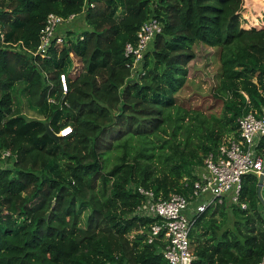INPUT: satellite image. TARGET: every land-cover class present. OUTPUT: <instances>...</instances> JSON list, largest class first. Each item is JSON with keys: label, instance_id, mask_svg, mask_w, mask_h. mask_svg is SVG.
<instances>
[{"label": "trees", "instance_id": "16d2710c", "mask_svg": "<svg viewBox=\"0 0 264 264\" xmlns=\"http://www.w3.org/2000/svg\"><path fill=\"white\" fill-rule=\"evenodd\" d=\"M242 5L0 0V26L13 45H0V157L8 151L12 161L0 169V264H168L162 236L147 241L156 219L136 213L143 203L136 189L163 199L187 197L203 159L237 137V119L264 108V28H240ZM49 14H80L86 29L73 39L72 24L62 32L65 43L41 59L33 53ZM149 19L158 20L162 31L133 80L124 48L135 44ZM195 43L220 49L223 111L218 118L196 115L182 146L185 114L176 94L195 59ZM60 74L68 80L65 96ZM15 92L37 118L24 117ZM46 124L57 135L65 127L71 132L55 142L45 134ZM256 149L264 156V138ZM257 183L256 176H244L238 205L225 201L194 216L191 264L262 260L264 208Z\"/></svg>", "mask_w": 264, "mask_h": 264}, {"label": "built area", "instance_id": "2783aa9c", "mask_svg": "<svg viewBox=\"0 0 264 264\" xmlns=\"http://www.w3.org/2000/svg\"><path fill=\"white\" fill-rule=\"evenodd\" d=\"M263 6L257 12V16L249 12H239L240 28L245 31L264 28V0ZM85 10L83 9L82 12ZM80 14H72L67 18L49 14L39 34V43L34 56L41 59L51 57L50 49L61 47L66 38L62 32L71 27ZM162 31L161 24L156 19H149L140 25L136 32L134 45L127 44L124 55L131 63L127 64L130 70V78L137 80L142 73L141 65L144 55L149 51L154 38ZM82 39V37H80ZM0 45L9 46L5 40L4 32L0 26ZM13 46V45H11ZM130 79V81H131ZM60 92L65 96L68 92V80L65 74L59 75ZM50 102H53L50 100ZM237 137L231 138L227 143L221 144L215 153H209L203 159V165L194 172L197 180L193 185L192 193L187 197L173 193L163 199L155 197L151 191L138 187L137 192L143 197V203L138 207L136 213L139 216L156 219L150 225L148 243L162 236L163 257L168 264H191L193 254L189 241V234L194 222V216L204 212L209 206L223 204L238 205L242 191V179L247 175L258 177L262 174L264 156L257 151L256 147L264 138V108L259 113L249 112L237 119ZM71 128H63L58 136L66 137ZM10 152L2 153L0 160H7ZM2 165H0L1 169ZM201 170V174L197 171ZM264 188V173H263ZM191 204H195L190 216L187 211ZM245 208V204L239 205ZM257 264H264V257Z\"/></svg>", "mask_w": 264, "mask_h": 264}, {"label": "rangeland", "instance_id": "374dc122", "mask_svg": "<svg viewBox=\"0 0 264 264\" xmlns=\"http://www.w3.org/2000/svg\"><path fill=\"white\" fill-rule=\"evenodd\" d=\"M255 2L260 3L261 0ZM255 4L254 2H252ZM260 5V6H261ZM243 12H249L248 7L245 6L244 1L241 10ZM257 12L259 9L256 7ZM253 10L249 13L257 16ZM75 33L73 39L86 29L80 19L73 22ZM82 25V26H81ZM81 26V27H80ZM72 30V25L69 27ZM195 54V59L189 63L188 77L184 87L176 94V104L180 108L181 112L185 114V120L182 124V129L178 134V141L184 145L185 138L187 136V128L195 129L196 119L198 115L201 118H209L210 116L220 117L223 111L224 96L218 92L219 86V70H220V49L209 48L201 43H195L192 47ZM17 99V93H14ZM21 102L20 111L27 119H35L37 115L30 111L26 105L25 99L20 96L18 98ZM193 118V119H192ZM190 147H193L197 143L196 135L191 132L190 134ZM2 168H11L12 161L4 160L0 162ZM262 196L264 198V188L262 189ZM261 214L264 217V210L261 209Z\"/></svg>", "mask_w": 264, "mask_h": 264}, {"label": "water", "instance_id": "95a60500", "mask_svg": "<svg viewBox=\"0 0 264 264\" xmlns=\"http://www.w3.org/2000/svg\"><path fill=\"white\" fill-rule=\"evenodd\" d=\"M45 134L50 137L53 141L58 142L59 141V137L57 134H55L49 127L48 124L45 125ZM263 173H264V162H263V168H262V174H260L257 179H258V183H257V198L259 200V202L261 203V205L264 208V198L262 196V189H263Z\"/></svg>", "mask_w": 264, "mask_h": 264}, {"label": "crops", "instance_id": "0c3cea01", "mask_svg": "<svg viewBox=\"0 0 264 264\" xmlns=\"http://www.w3.org/2000/svg\"><path fill=\"white\" fill-rule=\"evenodd\" d=\"M244 1V4H245V6L246 7H248V11L250 12V11H254L255 9H256V7L258 8V9H260L261 8V6H258V5H256V4H253L250 0H243ZM197 174H201V170H198L197 171ZM195 204H191L190 205V207H189V210L187 211V215L188 216H190L191 214H192V211L194 210L193 208L195 207L194 206Z\"/></svg>", "mask_w": 264, "mask_h": 264}]
</instances>
